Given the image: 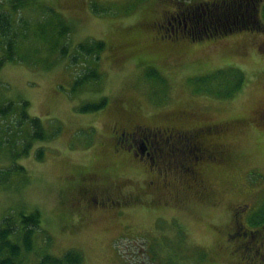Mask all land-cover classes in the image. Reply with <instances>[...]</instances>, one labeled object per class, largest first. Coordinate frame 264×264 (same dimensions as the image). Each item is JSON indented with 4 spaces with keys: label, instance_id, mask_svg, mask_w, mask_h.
Listing matches in <instances>:
<instances>
[{
    "label": "rangeland",
    "instance_id": "374dc122",
    "mask_svg": "<svg viewBox=\"0 0 264 264\" xmlns=\"http://www.w3.org/2000/svg\"><path fill=\"white\" fill-rule=\"evenodd\" d=\"M178 2L34 0L24 8L16 56L0 67V105L11 102L0 114V222L9 220L8 238L21 244V216L37 211L40 217L19 264H55L43 258H62L67 250L80 259L61 264H264L242 247L240 236L226 235L237 204L246 217L264 221V30L198 40L183 35L173 44L158 37L155 21ZM263 6L258 15L264 21ZM5 7L7 0H0V10ZM90 40L105 43L99 58L79 53L73 59L76 44ZM63 45L71 52L66 59L60 57ZM91 68L101 77L72 90L73 79ZM102 98V108L80 111ZM189 110L225 123L226 149L215 154L223 156L195 164L208 192L194 187L168 204L142 194L122 212L93 200H108L100 188H140L148 175L113 152V122L180 124L175 116ZM22 111L38 117L49 137L31 139Z\"/></svg>",
    "mask_w": 264,
    "mask_h": 264
},
{
    "label": "flooded vegetation",
    "instance_id": "af4514ba",
    "mask_svg": "<svg viewBox=\"0 0 264 264\" xmlns=\"http://www.w3.org/2000/svg\"><path fill=\"white\" fill-rule=\"evenodd\" d=\"M163 11L161 19L155 21L162 29L158 37L169 38L171 43L176 44L181 36H187L193 29L188 24L190 17L193 16L192 10L177 9L174 6ZM200 116L197 110L183 111L175 116L180 124L167 123L159 126H148L134 121L113 122L109 133L113 139V152L134 160L137 165H142L141 172L147 171L148 175L143 181V186L131 191H125L124 185L118 184L111 189L100 188L97 187L100 186V182L89 181L87 186H96L92 188L94 190L100 188L101 195L106 194L104 196L108 198L107 201L104 199L98 201L93 197V200L99 202L101 206L115 205L117 211L122 212L123 208L136 205L142 194L151 201L168 204L173 198L179 197L181 191H191L194 187L203 193L208 192L195 164H201L207 158L223 156L215 154L226 149L225 143L221 140L225 123L202 120ZM259 117H264V111L260 112ZM183 121L187 123L182 124ZM179 166L187 167L190 173L184 176ZM175 183L181 188L174 187ZM88 189L83 187V190ZM234 208L226 235L229 238L240 236L242 247L250 248L261 255L264 261V221L254 222L253 217H246L242 204H237Z\"/></svg>",
    "mask_w": 264,
    "mask_h": 264
},
{
    "label": "trees",
    "instance_id": "16d2710c",
    "mask_svg": "<svg viewBox=\"0 0 264 264\" xmlns=\"http://www.w3.org/2000/svg\"><path fill=\"white\" fill-rule=\"evenodd\" d=\"M34 0H7V7L0 10V43H2V51L4 54L0 55V67L3 66L6 60H13L16 56L15 39L18 35L25 33L26 26L23 24V15L20 16L24 8L28 7ZM264 0H211L209 2L198 1L195 3L184 2L179 0L176 3L177 9L192 10L193 16L190 17L188 24L193 29L188 33L192 39L198 40L203 38H211L221 35H228L245 30H264V21L258 15L259 3ZM51 12L53 8L48 7ZM264 16V6H263ZM39 22L40 30L43 33L46 30L45 23L42 20ZM61 24V32L69 31V27L59 19ZM64 33V32H63ZM76 53H72L73 59H76V54L82 53L85 58L90 56L94 59L99 58V53L105 48V43L102 40H90L87 42H79L76 44ZM60 57L66 59L71 52H67V47L63 45L60 47ZM67 66V65H66ZM101 77L100 72L91 68L82 75H78L73 79L72 90H80L85 84L92 81H97ZM105 104V98L97 102H87L79 107L80 111H94L102 108ZM27 102H22V106H26ZM11 108V102L0 105V114H4ZM24 119L29 118L25 111H22ZM264 121V117H261ZM21 121L19 120V123ZM29 122L32 128L31 139L38 138L45 140L49 137L46 135L38 117H30ZM31 139L24 142L26 145L30 144ZM44 155L43 148L37 149L36 157L42 158ZM264 219V211L261 214ZM4 224L0 222V264H19L17 257L21 249L29 250L32 242V233L39 225L40 217L37 211L23 214L20 218L22 233L21 244L12 241L8 238L11 228L8 224V219L4 218ZM44 260L53 261L55 264L62 262L76 263L80 256L67 250L62 258L46 256Z\"/></svg>",
    "mask_w": 264,
    "mask_h": 264
},
{
    "label": "bare ground",
    "instance_id": "6f19581e",
    "mask_svg": "<svg viewBox=\"0 0 264 264\" xmlns=\"http://www.w3.org/2000/svg\"><path fill=\"white\" fill-rule=\"evenodd\" d=\"M126 115H128V113L126 114ZM130 115V114H129ZM123 117H125V115H123ZM126 118V117H125ZM128 118H129V116H128ZM202 181V180H201Z\"/></svg>",
    "mask_w": 264,
    "mask_h": 264
}]
</instances>
